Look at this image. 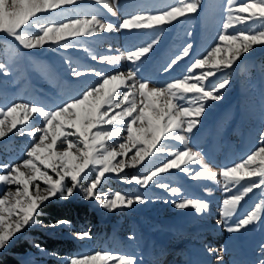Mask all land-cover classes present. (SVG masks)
I'll use <instances>...</instances> for the list:
<instances>
[{
	"label": "rangeland",
	"instance_id": "rangeland-1",
	"mask_svg": "<svg viewBox=\"0 0 264 264\" xmlns=\"http://www.w3.org/2000/svg\"><path fill=\"white\" fill-rule=\"evenodd\" d=\"M244 2L249 0H200L196 13L171 24L153 29L112 30L92 37L80 36L70 40L73 47L67 50L58 45L24 49L14 37L0 32V108L6 109L13 103H28L46 111L55 110L70 99L79 98L84 91L99 82V77L94 75L74 77L71 74L73 68H94L108 75L134 68L139 80L158 87L175 79H183L186 75L194 78L201 71L208 70H213L215 75L205 81V88L211 89L224 79L230 81L226 88L219 90L221 99L204 102L200 123L187 134L186 141L169 137L161 145L165 148L164 153L154 155L140 165L129 163L135 149L124 157H117L114 163L124 159L127 166L120 173H106L102 177L94 190L101 199H84L82 188L95 178L96 170L89 169L83 176L81 188L76 189L72 197L66 200L57 197L43 204H86L96 214L97 225L94 228L77 231L71 224L52 228L48 225L54 222L44 223L38 215L36 219L41 223L22 230L0 250V255L15 241L27 238L33 248L18 257L30 264H68L72 257L91 255L96 251L108 252L113 257H134L136 264H261L264 261V253L261 252L264 247V209L261 210L259 221L239 232L227 231L229 226L252 211L257 203H264V189H254L248 193L233 215L227 218V222L220 223L223 200L238 194L250 181L259 183V177L246 178L235 186L229 184V191H225V181L219 174L222 168L242 162L260 146V134L264 133V45H255L226 70L213 69L209 64L204 69L189 72L191 64L196 59H202L219 42V34L225 31L223 23L229 14L233 22L226 34L234 35L241 31L255 34L264 30V24L259 21L254 24L237 19L246 15L239 11V5ZM104 3L111 6L115 15L104 7ZM180 4L181 0H76L73 5L60 10L39 14L37 20L41 24L60 23L68 18H90L95 15L105 24L111 23L118 27L129 15L145 10H165ZM27 31L30 35L39 33L38 28H27ZM157 36L160 37L159 41L135 65L126 60L109 65L99 59H92L93 56L98 58L101 55L120 56L150 43ZM188 45L192 46L189 55L166 71L168 64ZM180 103L187 106V100ZM43 124L42 115L33 114L25 125H17L13 132L0 138V174H6L4 165L22 164L23 159L28 158L27 149L38 141L40 134L29 136L28 133L42 128ZM72 131L68 128L66 134L75 140ZM175 134L184 133L176 130ZM126 135L124 131L123 136ZM121 142L122 139L113 138L108 144L118 149ZM185 143L202 157L200 163L187 166L192 174L203 167L215 173L214 178L192 179L186 172L171 169L159 174L155 178L156 182L147 187L129 182L132 176L146 175L167 159L173 158L169 153L183 150ZM49 174L55 176L51 170ZM68 183L70 186V181ZM159 184H166L169 189L176 187L180 191L173 195L169 190L160 188ZM9 189L14 192L15 186L0 182V197ZM116 192L127 197L140 195L146 202L112 211L102 208V198L111 199ZM182 199H199L209 207L199 213L191 208L178 210L173 202ZM81 232H89L91 238L78 239L77 234ZM43 233L71 239L74 242L72 252L59 255L43 247V251H40L34 247L37 244L34 238ZM108 264L115 262L109 261Z\"/></svg>",
	"mask_w": 264,
	"mask_h": 264
},
{
	"label": "snow or ice",
	"instance_id": "snow-or-ice-1",
	"mask_svg": "<svg viewBox=\"0 0 264 264\" xmlns=\"http://www.w3.org/2000/svg\"><path fill=\"white\" fill-rule=\"evenodd\" d=\"M76 0H0V32L14 37L24 49L32 50L44 48L46 45H58L67 50L73 45L70 40L80 36L92 37L108 31H133L159 28L171 24L182 17L196 13L200 7V0H181L179 6L168 7L160 11H140L123 19L118 27L98 19L95 15L90 18L80 16L68 18L60 23H38L37 17L41 13L60 10L73 5ZM231 2V0H230ZM104 7L112 12L108 3ZM239 11L246 15L237 19L241 22L257 21L264 24V0H249L239 5ZM115 15V12H112ZM231 14L223 23L216 43L202 59H196L189 72L195 69H204L211 65L213 69L226 70L234 65L238 59L249 53L255 45H264V30L255 34L229 35L226 31L232 27ZM27 28H38L39 33L30 35ZM157 36L144 46L135 47L120 56L101 55L98 58L102 63L115 65L126 60L135 65L138 60L148 54L159 41ZM223 43V46H222ZM191 45L183 48L180 55L168 64L166 71L176 65L183 57L188 56ZM74 77L82 78L87 75L99 77V82L84 91L79 98L70 99L58 106L55 110L46 111L28 103H13L11 106L0 108V138L13 132L17 125H25L33 114L42 115L44 124L42 128L29 132V136L39 134L37 142L27 149V157L22 164L4 165L6 174H0V182L15 186V191H5L0 197V250L16 238L26 227L41 222L36 219L41 214L40 209L45 202L53 198L68 199L74 195L76 189L81 188L86 170L95 169V178L83 187L84 199H101L96 191L106 173H120L127 165L124 157L135 149L129 163L140 165L154 155L164 153L162 142L169 137L177 141H186L187 134L191 133L200 123L204 112L203 104L206 100H219L222 98L220 89L226 88L230 83L224 79L211 89L204 86L205 81L215 75L213 70L201 71L194 78L186 75L183 79H175L163 87L150 86L148 81H141L136 77L134 68L127 72L105 74L94 68L84 70L72 69ZM189 97H191L189 99ZM187 100V106L180 101ZM107 126V127H105ZM73 129L69 138L66 129ZM176 130L184 134L176 135ZM126 131L127 135L123 136ZM122 139L118 149L111 147L110 140ZM66 144V147H60ZM173 158L155 167L143 176H132L129 182L147 187L155 183V178L171 169H179L188 173L192 179L214 178L215 173L206 169L195 171L194 175L187 167L189 164L200 163L202 157L186 143L183 150L169 153ZM38 162V164H37ZM42 166V167H41ZM49 170L55 174H49ZM226 187L240 184L246 178L259 177V183L250 181L238 194L230 195L223 200L221 208V221L226 223L227 218L233 215L242 199L254 189H264V133L260 134V146L234 166L224 167L220 171ZM68 181H70V186ZM43 185V186H42ZM160 188L169 190L173 195L179 189L166 184H159ZM140 195L127 197L119 192L109 199L102 198L101 207L112 211L120 207L131 208L136 203H145ZM178 210L194 209L196 212L206 211L209 205L199 199H182L173 202ZM264 203H257L242 219H239L227 231L239 232L261 219V210ZM70 225V221L57 219L52 228ZM78 239H90L89 232L77 234ZM34 247L43 251L39 244ZM209 251H215L210 249ZM264 253V247L261 248ZM136 264L135 258L127 255L113 257L108 252L96 251L91 255L72 257L68 264ZM264 264V261L261 262Z\"/></svg>",
	"mask_w": 264,
	"mask_h": 264
},
{
	"label": "trees",
	"instance_id": "trees-1",
	"mask_svg": "<svg viewBox=\"0 0 264 264\" xmlns=\"http://www.w3.org/2000/svg\"><path fill=\"white\" fill-rule=\"evenodd\" d=\"M39 217L44 223L55 222L57 219L68 220L77 231H86L97 225L95 212L82 203L58 204L50 202L41 207ZM34 240L44 249L59 255H68L74 248V242L71 239L55 237L45 233L35 237ZM31 248L33 246L27 238L15 241L7 251L0 255V264H30L20 260L18 255Z\"/></svg>",
	"mask_w": 264,
	"mask_h": 264
}]
</instances>
